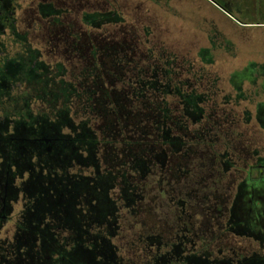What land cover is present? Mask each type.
Masks as SVG:
<instances>
[{
    "label": "flooded vegetation",
    "instance_id": "obj_1",
    "mask_svg": "<svg viewBox=\"0 0 264 264\" xmlns=\"http://www.w3.org/2000/svg\"><path fill=\"white\" fill-rule=\"evenodd\" d=\"M66 2L79 10L76 0H0V264H124L113 241L127 214L144 226L131 242L138 253L131 264H178L179 256L193 251L226 257L228 234H209L210 218L223 230L226 214L217 210L210 216L204 198L176 194L184 200L179 206L177 198L157 191L145 203L148 191L131 206L123 180H111L110 168L102 166L99 173L93 155L88 159L75 145L69 150L84 128L79 113L64 116V87L75 85L80 73L66 79V61L78 55L81 49L72 43L82 35L75 21H65ZM35 39L45 41L33 47ZM33 180L39 191H29ZM76 183L85 185L75 191ZM161 195L174 213L159 223L150 201ZM17 204L21 209L15 214ZM262 216L254 221L260 234ZM65 246L81 250L80 258L66 259ZM260 247L253 254L262 256L261 242ZM241 256L234 250L231 259Z\"/></svg>",
    "mask_w": 264,
    "mask_h": 264
},
{
    "label": "trees",
    "instance_id": "obj_2",
    "mask_svg": "<svg viewBox=\"0 0 264 264\" xmlns=\"http://www.w3.org/2000/svg\"><path fill=\"white\" fill-rule=\"evenodd\" d=\"M222 8L231 14L228 7ZM123 20L113 11L84 12L82 17L83 23L94 28ZM118 30L119 38L110 33L90 36L81 31V38L72 43V47L78 49L79 46L81 50L78 55H71L66 64L78 66L80 73L75 85L66 82L64 87V116L70 112L79 113L84 132L68 145L69 150L75 145L88 159L93 155L99 173L102 166L110 168L111 180L116 177L123 180L122 190L127 194V201L130 204L133 201L131 206H136L144 197L143 193H148V181L157 175L158 191L171 199L175 197V201V195L180 196V193L194 201L204 198L208 202L204 207H208L210 216H217V210L223 216L227 208L229 216L224 222V231L218 228L220 222L217 226L213 217L210 218L209 234L213 237L224 232L255 238L261 242L264 251V235L257 233L254 227L258 215L253 200L249 196L245 201L244 193L246 186L264 177V159L258 158L255 164L248 166L245 180L238 184L230 207H226L234 184L227 183L219 191L220 183L215 179H223L236 166L234 150L226 147L220 152L215 148L217 135L213 133L219 129V121L209 127L203 125V120L210 117L204 115L208 92L199 91L201 84L197 80L178 79L179 72L174 73L171 66L176 64L172 61H164L160 66L161 56L153 57L149 51L148 55L138 52L133 33L124 25ZM198 56L205 64L213 63L210 49H201ZM247 71L249 75L234 72L231 76L230 83L237 98L245 99L243 82L256 84L257 78L264 76V64L250 63ZM203 75L204 72L199 79ZM260 87L264 89V81ZM263 105L264 102H257L255 119L264 129ZM249 117L245 118L248 120ZM194 125H200V128L191 131ZM252 155H257V151ZM109 174L100 178L104 180ZM84 185L76 183L71 187L79 191ZM212 186H216L215 190ZM182 199L177 198L179 206L184 203ZM243 203L246 208L241 207ZM262 218L264 220V215ZM233 251L227 248V256L223 258L211 257L212 251L210 256L207 251H193L183 259L179 256L178 264H257L259 259L264 260V253L259 256L252 252L234 262L231 259Z\"/></svg>",
    "mask_w": 264,
    "mask_h": 264
},
{
    "label": "rangeland",
    "instance_id": "obj_3",
    "mask_svg": "<svg viewBox=\"0 0 264 264\" xmlns=\"http://www.w3.org/2000/svg\"><path fill=\"white\" fill-rule=\"evenodd\" d=\"M260 2L245 0L249 8H243L240 15L237 14L238 9L235 11L231 8L232 17L207 0H76V3H79L77 11L74 7H69V3L65 4L67 7L65 21H75L86 35L102 36L114 32V36L118 37V29L124 25L133 33L138 52L148 55L149 51V55L153 54V57L161 56L160 66L164 61H172L176 65L170 66L174 73L176 70L179 72L178 79L189 78L192 82L197 80L201 84L199 91L208 92L209 98L204 105V115L210 117L203 120V125L209 127L215 121H219L220 127L213 133L217 135L215 148L220 152L225 151L226 147L234 150L233 159L236 166L223 179H215L220 183L217 187L219 191L230 182L234 184L229 195L227 194L226 207H230L238 184L245 180L248 166L255 164L258 158L264 159V129L255 119L257 102H264V89L260 87L264 76L258 77L256 84L243 82L245 99L237 98V92L230 83L234 72H239L243 76L249 75L246 69L250 63L264 64V25H239L235 22L236 19L264 21V7L261 8L263 4ZM95 11L99 13L113 11L124 20L122 23L103 25L101 28L83 23V13ZM44 41L32 40V46H42ZM201 49H210L212 64H205L200 60L198 53ZM257 69L261 70V67ZM202 72L203 78L199 79ZM78 73L79 68L74 64L72 67L67 65L65 78L69 79L70 74L74 76ZM178 79L176 80L179 81ZM248 115L250 117L247 120L245 117ZM262 115L264 117V109ZM198 128L200 125H194L191 131ZM254 151H257V155H252ZM149 180L147 189L150 192L145 203L158 191V176L154 175ZM215 188L216 186H212L213 190ZM244 193L245 201L249 196L253 200L256 214L264 215V177L254 182L253 188L246 186ZM150 205L152 215L159 223L174 213V208L164 195L150 201ZM241 207L246 208V204L243 203ZM20 209L21 204H17L15 214ZM225 213L227 219L229 216L227 208ZM138 220L140 221L139 217L127 214V218L121 221L120 235L113 241L117 246L118 255L124 259V264H131L132 259L138 258L137 250L131 245L134 237L144 227L137 222ZM257 224L259 230H264L263 218L258 219ZM13 225L9 223L8 228ZM224 244L227 248H233L243 254L262 251L259 240L245 236L228 234L224 237Z\"/></svg>",
    "mask_w": 264,
    "mask_h": 264
},
{
    "label": "crops",
    "instance_id": "obj_4",
    "mask_svg": "<svg viewBox=\"0 0 264 264\" xmlns=\"http://www.w3.org/2000/svg\"><path fill=\"white\" fill-rule=\"evenodd\" d=\"M220 2H217L215 0H207V2H210L214 7H216L217 9L223 11L227 16L232 17V9H235V11L237 10V14L240 15L241 11H243V8H249L248 4L245 3V0H219ZM261 5L263 4V6H261V8L264 7V0H258ZM239 2V3H238ZM241 2V3H240ZM245 3V4H244ZM242 4V5H241ZM222 7H228V10H230L229 14L228 12H226L225 10H223ZM232 8V9H231ZM251 8H253L251 6ZM235 22L239 25H264V21H252V20H243V21H239V20H235ZM39 191V182H36L35 180H33V182H29V191ZM58 191V190H57ZM50 232V231H49ZM264 235V230L261 231ZM63 241H61L60 243L58 242V244L62 245ZM65 248V249H64ZM65 253V257L66 259H71V260H75L76 258H80L82 251L77 249V250H71L70 246H65L63 247Z\"/></svg>",
    "mask_w": 264,
    "mask_h": 264
}]
</instances>
